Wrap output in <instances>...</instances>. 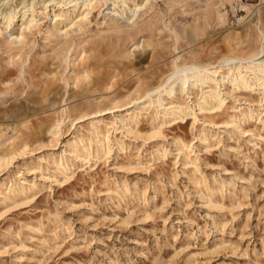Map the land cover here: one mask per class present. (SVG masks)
<instances>
[{
	"label": "rangeland",
	"instance_id": "1",
	"mask_svg": "<svg viewBox=\"0 0 264 264\" xmlns=\"http://www.w3.org/2000/svg\"><path fill=\"white\" fill-rule=\"evenodd\" d=\"M151 5L134 24L97 6L66 37L47 35L49 16L21 47L0 37V153H16L0 166V264H264L260 91L228 84L225 103L196 121L154 128V109L140 107L131 130L120 120L176 63L258 54L264 0ZM57 119L55 138L48 129ZM96 121L120 143L84 159L83 145L96 147ZM202 130L209 139H198ZM76 136L78 155L58 165ZM179 136L192 145L186 157ZM11 179L36 188L11 193Z\"/></svg>",
	"mask_w": 264,
	"mask_h": 264
},
{
	"label": "bare ground",
	"instance_id": "2",
	"mask_svg": "<svg viewBox=\"0 0 264 264\" xmlns=\"http://www.w3.org/2000/svg\"><path fill=\"white\" fill-rule=\"evenodd\" d=\"M14 2L15 0H0V37L4 36L10 49L26 44L28 33L41 26V18L44 16H49L52 20L47 28V35L59 38L66 37L76 26H81L97 6L102 7L101 12L104 16H109L115 23L125 21L130 24L135 23V18L140 16L141 10L145 11L152 6V0H20L19 5L13 6ZM262 34L263 45L256 55L246 58L227 55L218 63L192 62L181 66L176 63V68L168 73L165 81L146 89L143 95L132 98L131 102L135 108L128 110L127 115L120 119L122 126L126 130H131L132 122H138L139 112L135 111L138 107L140 110L154 109L152 119L154 128H158L166 121L184 119L189 115H195L196 121L199 119L196 115L198 112L212 111L225 103L228 93L225 89L228 84L233 90H259L264 100V33ZM179 97H184V102H177L175 98ZM188 98L191 103L186 101ZM249 117H253L252 114ZM97 123L93 122L96 130L92 132L96 147L92 148V144L89 148L83 145L84 159L92 153L98 155L100 152H109L113 141L115 144L120 143V139L112 140L109 130L102 131ZM62 124L63 120L57 119L49 126L48 131L52 137L56 138L61 134ZM210 136L207 130H202L197 137L199 140H207ZM175 141L178 152L184 157L188 156V149L192 145L180 136ZM80 142L78 136L68 141L69 147L58 153L59 159L55 158L58 165H65L63 158L67 152L78 155L76 147ZM26 147L27 144L24 148ZM15 155L14 152L0 153V166L12 162ZM54 155L55 152H48L38 155L37 159L42 162ZM20 178L22 181L26 179L25 176ZM21 180L18 182L19 185ZM10 182L11 193L27 194L36 188L35 181L33 186L21 184V187L16 186L15 179H11Z\"/></svg>",
	"mask_w": 264,
	"mask_h": 264
}]
</instances>
